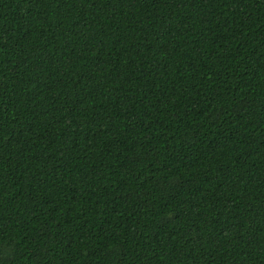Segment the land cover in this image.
<instances>
[{"label": "trees", "instance_id": "trees-1", "mask_svg": "<svg viewBox=\"0 0 264 264\" xmlns=\"http://www.w3.org/2000/svg\"><path fill=\"white\" fill-rule=\"evenodd\" d=\"M0 264H264V0H0Z\"/></svg>", "mask_w": 264, "mask_h": 264}]
</instances>
